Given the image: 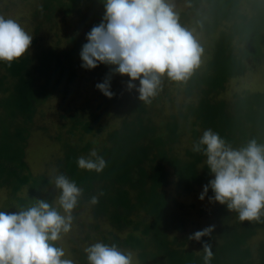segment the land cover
<instances>
[{"label": "trees", "instance_id": "trees-1", "mask_svg": "<svg viewBox=\"0 0 264 264\" xmlns=\"http://www.w3.org/2000/svg\"><path fill=\"white\" fill-rule=\"evenodd\" d=\"M18 1L29 11L34 38L21 60L11 67L0 62V210L15 211L33 197L51 202L58 193L50 180L63 174L84 190L74 222L83 215L91 219L70 250L77 264H87L81 244L92 239L132 250L138 264H204V243L212 245L210 264H264V237L254 239L264 231V220L241 223L226 206L197 210L215 231L210 240L195 241V249L188 239L195 193L213 178L193 143L206 129L233 146L251 139L264 143V87L227 96L230 81L254 70L263 71L264 84V0H181L180 22L196 30L204 62L187 84L165 80L150 105L129 92L128 77L119 75L111 79L114 97L106 98L96 85L109 66H81L86 34L104 15L101 0ZM7 3L0 0V14ZM59 20L71 21L65 43L41 44L42 30L55 32ZM88 87L92 96L78 104ZM52 100L65 121L52 138L60 152L47 164L54 173L33 174L26 149L39 129L41 113L36 114ZM106 115L115 123L103 125ZM93 148L106 161L99 174L77 164ZM212 195L209 189L207 199Z\"/></svg>", "mask_w": 264, "mask_h": 264}, {"label": "clouds", "instance_id": "clouds-1", "mask_svg": "<svg viewBox=\"0 0 264 264\" xmlns=\"http://www.w3.org/2000/svg\"><path fill=\"white\" fill-rule=\"evenodd\" d=\"M104 15L86 34L80 59L87 70L103 64L110 71L97 89L114 97L111 79L128 77L126 89L138 93V100L150 105L162 91L165 80L183 85L203 65L205 49L195 29L180 22L175 0H101ZM33 35L15 18L0 14V62L9 67L29 53ZM138 82V87H137ZM202 154L204 167L213 177L203 186V201L209 189V203L226 206L241 223L264 220V143L256 139L233 146L212 129H206L192 145ZM81 170L101 173L106 161L93 148L77 161ZM203 167V168H204ZM57 195L50 202L31 198L15 211L0 210V264H76L62 242L72 232L73 212L83 188L63 174L52 176ZM98 195L89 203L96 205ZM215 225L188 237L209 240ZM211 243H204V264L212 259ZM87 264H138L137 254L117 244L95 242L84 248Z\"/></svg>", "mask_w": 264, "mask_h": 264}, {"label": "rangeland", "instance_id": "rangeland-1", "mask_svg": "<svg viewBox=\"0 0 264 264\" xmlns=\"http://www.w3.org/2000/svg\"><path fill=\"white\" fill-rule=\"evenodd\" d=\"M7 2L8 3L6 5L8 8L6 11H2L3 12L2 14L17 19L22 24V26H24L26 30L33 35V27L27 19L29 17V13H28L29 11L26 12L25 8L18 0H7ZM175 3L178 11L184 10L185 5L184 3H182L181 0H175ZM59 22L60 23L57 24V29L55 32H49L46 31L45 29L42 30L43 39L40 41L41 44L45 43L46 45H55L57 43L59 44L65 43V38L63 36V33L68 30H72L69 29V27L71 26V21L59 20ZM262 75H263V71L254 70L241 78L230 81L229 84L227 85V96L230 97L231 95L239 94L244 91H250V92L262 91L264 87ZM85 77L86 75L84 74L82 79H85ZM78 88L84 89L83 84L82 87L81 84H79ZM87 90L88 92L86 94H84V90L80 92L82 93V97L79 98L80 95L77 97V99H79V101L77 102L78 104L89 100L87 96L90 97L92 96L90 87H88ZM57 105L58 104L56 100L46 102L45 105L42 106L41 109H39L38 113L36 114L38 115L39 113H41L40 117L36 119L38 126L37 128L39 129L35 130L31 134V138L26 149L27 162L33 174H44L45 172L52 174L55 171L53 167L47 165L49 159L58 156L60 152L58 145L52 140V138L57 135L58 128L62 127L65 122L60 118L61 114L58 112ZM102 123L103 125L110 126L114 124L115 121L112 117L106 115L102 119ZM42 129H44V131ZM202 191L203 188H199L195 193L196 197L194 198L195 200L194 209H191L189 213L188 232H192L193 234L197 231L203 230L206 227H209L208 220L200 219L198 217L197 210H201L204 213H208L211 209L219 205L218 203H209V199H207V197H205V199L201 201L199 199V196L202 193ZM0 193H1L0 194V204H1L4 198V193L3 192ZM90 221L91 219L88 215H83L82 217L80 216L78 222L80 225H82V228L80 227L79 224H76L74 222L72 232L62 242L70 258H72V254L70 252L71 248L73 246H77L75 242L79 241L80 238L84 237V232L86 231L85 225ZM91 237L94 238V234ZM263 237H264V231H262L254 239L258 240V239H262ZM95 242H98V239H92V241L89 243L81 244V248L84 250L85 247ZM192 248L193 249L196 248L194 240H192Z\"/></svg>", "mask_w": 264, "mask_h": 264}]
</instances>
